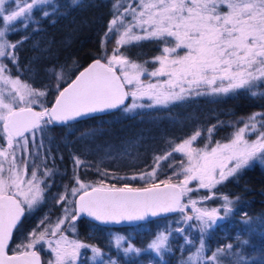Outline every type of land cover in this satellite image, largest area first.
Returning a JSON list of instances; mask_svg holds the SVG:
<instances>
[{
	"label": "snow or ice",
	"instance_id": "snow-or-ice-1",
	"mask_svg": "<svg viewBox=\"0 0 264 264\" xmlns=\"http://www.w3.org/2000/svg\"><path fill=\"white\" fill-rule=\"evenodd\" d=\"M88 6L91 0H0V58H3L0 59V85H3L0 87V264H40L34 249L46 241L49 233L52 237L58 236L46 241L55 257L49 264H76L81 249L89 248L92 252L89 259L99 260L100 264H117L110 258L104 259L106 254L102 248L69 240L61 226L68 223L75 232V222L83 216L96 225H108L132 224L166 213H178L180 218L175 223L182 226L158 231L146 248L135 247L131 238L124 235L113 237L115 246L119 248L127 241V247L122 249L125 255L139 256L150 251L162 257L164 251L170 250L169 237L176 233L184 240L180 248L189 253L181 258L180 264H222L229 257V264H264V247H255L250 239H241L242 235L255 234L257 230L264 234V213L254 217L244 213L237 222L240 228L235 236L236 245L229 243L206 253L209 245L205 239L210 230L239 211L234 207L239 197L235 200L228 195L216 197L217 187L257 163L264 165V131L260 130L264 129V112L252 113L227 143L217 141L214 147L210 141L217 125L207 128L209 143L204 148L192 146L203 135L199 128L174 147V139L169 140L166 143L170 151L153 156L152 164L146 166L145 171L130 177H120L97 165L96 171L103 178L96 184L86 183L78 172L86 161L73 154L74 184L70 189L66 185L56 200L57 204L65 205L64 216L49 227H45L46 218L42 219L29 232L28 242H22L8 255L14 232L44 201L46 189L42 185L45 178L55 172L45 165L41 176L37 165L30 178L26 175L29 157L39 155L48 129L67 128L70 135L76 131V124L94 120L97 115L114 110L141 114L139 110L166 109L201 96L221 97L243 91L253 100L264 99V90H261L264 85V0H135L134 4L128 0L126 7L120 0H113L112 14L101 37L103 55L78 71L67 87L61 89L60 84L66 83L77 71L74 66L67 68V74L63 64L52 63L43 68L45 77L55 78L54 88L45 84L38 89L21 79L25 69L20 67L18 49L31 39V34L11 42L10 35L20 30L17 26L22 25L26 32L31 27L34 34L42 30L43 21L55 23L72 11ZM224 8L227 10L223 11ZM112 35L117 36L116 47L112 49L113 54L107 55L106 44ZM144 41H155L161 46L160 54L150 61L138 62L122 50ZM33 48L51 51V48L40 49L39 41ZM40 59L30 58L26 70L33 72L32 65ZM149 63L158 66L149 70ZM9 64L17 69L15 77ZM144 75L149 78L147 83L142 79ZM51 91L56 92L55 102L47 107L42 98ZM129 99L131 103H127ZM144 100L150 103L141 102ZM36 106L41 110H34ZM104 131L101 127L89 126L76 140L96 141ZM256 132L259 135L255 140L247 138ZM37 134L41 136L39 144L35 142ZM18 152L24 153L23 165ZM126 153L127 149L122 155ZM175 154L185 156L187 163L169 164L170 169L176 170L172 176L158 181L162 163ZM50 155V151L46 152L45 159ZM148 167L151 170H147ZM110 176L117 180H140L145 186L106 184ZM181 176L183 178L178 179ZM173 179L178 182L174 183ZM192 183L196 187H192ZM200 190L209 194L193 199L191 194ZM212 199H220V206L211 209L199 206ZM40 228L44 230L38 232ZM189 230L196 236L190 238Z\"/></svg>",
	"mask_w": 264,
	"mask_h": 264
},
{
	"label": "trees",
	"instance_id": "trees-1",
	"mask_svg": "<svg viewBox=\"0 0 264 264\" xmlns=\"http://www.w3.org/2000/svg\"><path fill=\"white\" fill-rule=\"evenodd\" d=\"M113 0H91V6L85 7L83 10L72 11L66 18H61L50 23L48 20L43 21L41 31L32 34L31 27L27 32L20 28L15 34L10 35V41L19 40L25 35L31 34V39L22 44L18 49L20 56V67L25 69V64L30 57H41L36 61V68L33 73L21 72V79L26 80L33 84V87L41 89L45 84H50L53 88L56 85L54 77L47 78L43 72L45 66H51L52 63L56 65H65L67 74V68L75 67L77 71L70 75V78L66 83H61L62 89L76 74L88 63L94 59L100 58L103 55L101 37L103 36L108 20L111 16V5ZM39 15V13H37ZM34 27V25H33ZM115 37V36H114ZM114 37H111L106 44L107 55H111L112 49L116 47ZM40 42V49L51 48V51H41L33 48L35 41ZM161 46L155 41H144L138 45L132 46L130 49H122L129 53L130 58L142 62L144 60H151L153 57L160 53ZM45 53H47L45 55ZM75 61V65H73ZM29 62V61H28ZM102 62H104L102 60ZM5 63H8L5 60ZM156 64H147L148 68L155 67ZM11 74L16 75L17 69L9 64ZM261 90H264V85L261 86ZM55 91H51L46 98H42L45 106L50 107L55 100ZM195 107L200 109L203 107L211 113L205 123L199 129L202 130L203 135L194 144L203 146L209 143L207 136V128L212 125H217L215 132L213 133L210 141V145L215 144L217 141L222 142L227 140L231 134L237 130L240 126L244 125V121H247L248 117L252 113L264 112V99L253 100L249 96L240 91L235 95L211 97L201 96L193 98L188 101L187 107ZM141 114L130 113L123 114L122 111H112L108 114L97 115L94 120H88L87 122H81L74 127L76 131L72 134H68L67 128L55 127L46 131L49 141L56 142L60 145V150L63 154V159L66 164V175H60V167L57 165L54 172V180H59V176L65 180L68 175H71V167L73 169V162L70 165L72 155L78 156L80 159L86 161L84 167H81L78 172L80 179L86 183L91 182L93 184L98 183L103 177L96 171L97 165L101 170L107 169L109 173H115L120 177H128L132 172L139 173L146 170V166H150V162L140 160L141 163H128L126 160V154L121 155L123 159L118 164H112V160L99 159L100 155H96L92 151V148H76L73 145H69L68 141L75 139L77 134L86 129L89 126L103 128L104 134L99 138L102 139L101 146L105 144H112V148L116 149V145L121 144L123 140H133L136 143V148L146 145L144 138H151L153 134L164 131L166 140L169 141L170 135L173 134L175 127L167 125L165 117L175 115L176 108L169 106L168 108L159 109H143L139 110ZM202 111V110H201ZM262 119V118H257ZM157 123L162 124L164 130H160L155 125ZM264 130V129H260ZM170 134V135H169ZM190 132H186L174 140V144L189 136ZM141 136L142 138H138ZM140 139V140H139ZM166 141V142H167ZM140 146V147H139ZM149 144L146 145L148 147ZM156 155H163L166 151H170L168 144L159 140L156 145H153ZM132 155L134 153L131 152ZM55 158V157H54ZM46 161V160H45ZM70 161V162H69ZM59 162V161H57ZM56 162V163H57ZM136 162V161H135ZM186 164L185 158L181 154H175L172 158L162 163L159 175V180H165L169 176H172L174 170L168 167L169 164ZM60 163V162H59ZM53 164V163H52ZM48 168H53L50 163L46 162ZM147 170H151L150 167ZM179 179V178H178ZM178 179H173L176 182ZM157 181V182H158ZM106 184L115 183L117 187L122 186L123 183H130L133 187H144L145 183L140 180H117L110 176L105 180ZM225 195H228L231 199L235 200L239 197V201L234 207H238L239 211L235 212V215L230 219L221 221L219 227L214 230H210V234L206 235L205 239L209 245L206 248L208 251L210 248L223 246L224 242L233 240V235H236L240 226L237 224L239 220L244 216L246 212L249 217H254L258 214L264 213V165L259 163L253 167L246 169L239 176L230 179L229 181L218 186ZM173 215H167L163 217L153 218L147 221H142L122 227H110L103 225H96L94 222L80 218L76 221V236L84 242L97 245L98 247L108 250L111 255L114 256V260L117 264H146V258L144 253L133 258H124L120 253H116L115 249L108 245L107 232L111 230L119 231L122 233H132L135 237L140 236L141 239L138 243L140 246H144L146 242L155 235V233L161 230L160 222L168 219ZM34 220L31 217H25L21 226L17 229L19 232L26 231L33 224ZM16 230V231H17ZM245 239H250L252 245L255 247H264V234H261L259 230L255 234L242 235ZM134 237V238H135ZM17 240V233L11 240V245ZM132 240V239H131ZM135 244L137 241L132 240ZM183 252L175 249L172 254L165 255L166 261L163 264H176L179 257H182Z\"/></svg>",
	"mask_w": 264,
	"mask_h": 264
},
{
	"label": "rangeland",
	"instance_id": "rangeland-1",
	"mask_svg": "<svg viewBox=\"0 0 264 264\" xmlns=\"http://www.w3.org/2000/svg\"><path fill=\"white\" fill-rule=\"evenodd\" d=\"M132 2L134 4L135 0H132ZM120 3L125 7L128 6V0H120ZM122 10H123V7L121 8V11ZM222 10L226 11L227 9L224 8ZM128 19H130V17ZM17 27L23 28L22 25H18ZM111 37H114V41H116V39H117L116 35H112ZM15 41L16 40L11 41V42H15ZM36 42H37V40L35 41V43ZM46 54L47 53H45V55ZM180 54L183 55V52H180ZM30 58H33V57H30ZM0 59H3V58H0ZM29 59L27 60V63L25 64V69H27ZM36 66H37L36 63L33 64L32 65L33 69H35ZM157 66H158V64H156L155 67H157ZM155 67L148 68V69L152 70ZM26 72L27 73H33V72H29V71H26ZM13 77H15V76H13ZM142 79L144 80L145 83H147L149 80V78L146 75L142 76ZM152 82H155V81L153 80ZM0 87H3V85H0ZM5 94H7V90L5 91ZM141 102L150 103V101H147V100H144ZM127 103H131V100L129 99L127 101ZM187 105H188V101L185 103H182V104L172 106V108H176L175 115H170V116L165 117V121H166L167 125H171V127H173V128L175 127L173 134H171V135L169 134L170 140H173V139L176 140L178 137H181V135L186 133V132H190V134H189V136H190L199 127H201L203 125V123L206 122L207 117L211 114V113H209L208 110L204 109L203 107H200V109H196L195 107H189V106L187 107ZM35 110L40 111L41 108L39 106H36ZM243 126L244 125H242L240 127H243ZM155 127H157L160 130H164L165 126H162V124L157 123L155 125ZM237 130H235V131H237ZM261 131H264V130H261ZM257 135H259V132H256L255 134H249L247 136V138L249 140H255ZM77 136H79V134H77L76 137ZM152 136L153 137H151V138H144V141L147 142L146 145L149 144V146L148 147H146V145L142 146V147L139 146L140 149L135 147L136 143L133 140H123V142L121 144L116 145L117 148L116 149L114 148V151H113V148L111 146L112 144H105V145L101 146L100 141L102 139H100V138H98L96 141H89V142L77 141L75 138V139L69 140L68 143H69V145L71 144L74 147L76 146V148L77 147L78 148H84V149H87V147L92 148L90 151H92L96 155H100L99 159L104 158L105 160H109V161L112 160V164H118L121 161V159H123V157L121 155H122V153L125 152V149H127L126 160L128 163H133V165H135L134 163H141L140 160H143L145 162H150L152 164V158H153V156L156 155V153L154 151L155 147L153 145H156V143L160 139L163 140V142L165 141V143L167 141L164 131L158 132V134H153ZM138 138L141 139L142 137L137 136V139ZM185 138H188V135L185 136L184 138H181L176 143H180ZM229 139H231V136L227 140L222 141L221 143H227ZM35 142L37 144L41 143V136L39 134H37ZM31 143H32V137L29 134V150L30 151H31ZM175 144H174V146H175ZM215 144L211 145V147H214ZM43 145H44V147H43V149L40 150L39 155H33V156L29 157L28 164H27V173H26L27 177L30 178L32 169L35 168L37 165H39L38 173L41 176L43 175L44 169L40 165L45 160V153L48 151L51 152V155L47 156V158L52 159L54 157H57L58 161L60 162V163L57 162V165H59V167H60V175L61 176L66 175V164H65L64 159H63L62 151L60 150V148H61L60 145H57L56 142L49 143L48 135L46 133L44 134ZM192 146L195 148H204L205 145H203V146L199 145L198 146L196 144H193ZM208 150L210 151V147ZM131 152L134 153V155H132ZM23 155H24L23 152L17 153L18 158H20L21 165H23ZM183 157L185 158V162L187 163L186 157L185 156H183ZM69 159H71V162L69 161L70 165L72 162L74 164L72 157H70ZM174 170H176V169H174ZM70 172H72L71 175H68V178H66V176H65V180L59 176V180L57 182L55 181L56 184H54V182H53L54 176L45 178L46 182H45V184L42 185L46 189L45 199L38 206L36 211H34L32 214L27 216V217L33 218V220H34L33 224L30 226V228L26 231H21V232L17 231V240L14 242V244H12V245L10 244L9 249H10L11 254H13V251L17 248V246L19 244H21L22 242L23 243L28 242L27 237H28L29 232H31L33 229H35L42 219L46 218L45 227H49V226H54L58 222V219L62 218L64 216L65 205L63 203L57 204L56 200L59 199V194L65 191L66 185L68 186L69 189L73 186L74 181L72 180V177H73L72 167H71ZM133 173L134 172H132L128 177H130ZM182 178H183L182 176L179 177V179H182ZM176 182H178V180H176ZM176 182H174V183H176ZM53 185H54V187H53ZM191 186L196 187V184L192 183ZM26 187L27 186L25 185V189H26ZM208 194L209 193L206 190H200L198 193H193L191 195H192L193 199H199V198L206 196ZM223 195H225V192L222 191L220 187H217V189L215 190V196L220 197ZM69 199H73V198L69 197ZM185 202H187V200H185ZM220 204H221L220 199H212V200L206 201L204 204L199 205V206L211 209L212 207H219ZM68 207L71 208L72 205H68ZM188 211L190 212V209ZM179 218H180V216L178 213H173V215L171 217L160 222L161 223L160 226L162 228L161 230H166V229L171 230V229H175L177 227H181L182 225L175 223V221L179 220ZM69 219H70V217H69ZM75 226H76V223H75ZM183 227H187V226H183ZM61 228L63 230V235L67 236L69 240H79L82 243H85L88 245H94V244H90L88 242H84V241L80 240L79 238H77L76 231L73 232L68 223H65L64 225H62ZM43 230H44L43 228H40L38 230V232L43 231ZM189 232L191 233L190 238H192L193 236H196L195 232H192L191 230H189ZM156 233H155V235H156ZM188 234L189 233H185V235H188ZM116 235H124V236L130 237L132 240L135 239L137 241L136 244L132 240H131V242L134 244L135 247H140V248H146L147 244L155 236V235L152 236V238H150V240L148 242H146L144 244V246H140V245H138V243L141 239L140 236L135 237L132 233H122V232L114 231V230L107 232L106 237L108 240V245L109 246L111 245L115 249V252L120 253L122 255V257H124V258H133L134 256H137V255L135 253H128L127 255H125L123 253L122 249H123V247H127V243H128L127 241L122 242L121 246L119 248H117L115 246V242L113 239V237ZM235 236L236 235L232 236L233 240L224 242L223 246H226L229 243L236 245L238 242L236 241ZM57 238H58V236L52 237L51 234L49 233V236L46 237V241H47V239H53L54 240ZM241 239H245V238H243V236H241ZM46 241L42 245H39L34 249L40 257V264H49V261H54V259H55L54 253L51 252L50 247ZM198 243H199V241L197 239L196 244L198 245ZM181 244H184L183 237L180 236L179 234L173 233L169 237V248H170V250L164 251L162 257H158L150 251L142 252L145 254L146 258H148V260H146V261H148V262H146V264H163L167 260L165 255L172 254L175 249H177V251H182L183 252L182 257H186L189 253H188V251H185L184 249L180 248ZM95 246H97V245H95ZM52 247H55V245L53 244ZM186 247H188V246H186ZM215 248H212V249L210 248V249L214 250ZM103 252L106 254L104 259L110 258V259L114 260V256L111 255L108 250L103 249ZM207 252H209V250L208 251L206 250V253ZM225 255H227V254H225ZM91 256H92V252H91L90 248L89 249H81V255L78 257L76 264H100L99 260L89 259ZM182 257H179V260L176 264H180V260ZM230 259L231 258L229 257V258L223 260L222 264H229Z\"/></svg>",
	"mask_w": 264,
	"mask_h": 264
},
{
	"label": "water",
	"instance_id": "water-1",
	"mask_svg": "<svg viewBox=\"0 0 264 264\" xmlns=\"http://www.w3.org/2000/svg\"><path fill=\"white\" fill-rule=\"evenodd\" d=\"M91 62H92V61H91ZM91 62H90V63H91ZM90 63H88V64H87L86 66H84L83 68L87 67ZM83 68H82L81 70H79V71H82ZM77 74H78V72H77ZM72 79H75V76H74ZM72 79H71V80H72ZM71 80H70L68 83H70ZM63 87H67V84H66L65 86H63ZM63 87H62V88H63ZM54 102H55V100L53 101V103H54ZM34 110H35V109H34ZM170 214H172V213L161 214V215L156 216V217L148 216L144 221H147V220H150V219H153V218H158V217L167 216V215H170ZM83 217H85L86 219H88V220L91 221V219L88 218L87 216H83ZM92 222H93V221H92ZM138 222H142V221H138ZM138 222H134V223H138ZM94 223H95V222H94ZM134 223H132V224H134ZM127 225H131V224H129V223H127V222H124V223H120V224H115V223H113V224H108V225H103V226L122 227V226H127ZM8 255H12V254H8Z\"/></svg>",
	"mask_w": 264,
	"mask_h": 264
},
{
	"label": "flooded vegetation",
	"instance_id": "flooded-vegetation-1",
	"mask_svg": "<svg viewBox=\"0 0 264 264\" xmlns=\"http://www.w3.org/2000/svg\"><path fill=\"white\" fill-rule=\"evenodd\" d=\"M46 160V161H45ZM44 161H43V163L40 165L43 169H44V167H45V165H46V162L47 163H50L51 165H53L52 167L55 169V168H57L56 167V165H57V161H58V158L57 157H55V158H52V159H49V158H46ZM53 163V164H52ZM56 182L58 181V180H55ZM54 184H56L55 182H54ZM53 187H54V185H53ZM18 231V230H17ZM17 231H15L14 232V235H16V233H17ZM12 242H10V244H11ZM8 251V254H11V252H10V249H8L7 250Z\"/></svg>",
	"mask_w": 264,
	"mask_h": 264
}]
</instances>
